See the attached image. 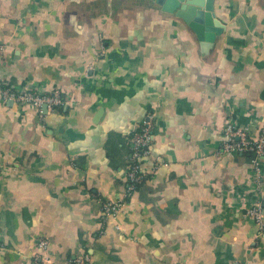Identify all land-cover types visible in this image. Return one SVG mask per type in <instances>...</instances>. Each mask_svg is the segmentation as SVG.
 I'll return each mask as SVG.
<instances>
[{"label": "crops", "instance_id": "crops-1", "mask_svg": "<svg viewBox=\"0 0 264 264\" xmlns=\"http://www.w3.org/2000/svg\"><path fill=\"white\" fill-rule=\"evenodd\" d=\"M214 13L202 54L152 0H0V80L63 100H0V264H264L246 214L258 202L264 221V157L221 152L229 122L264 132V0ZM147 115L145 180L104 218Z\"/></svg>", "mask_w": 264, "mask_h": 264}, {"label": "built area", "instance_id": "built-area-1", "mask_svg": "<svg viewBox=\"0 0 264 264\" xmlns=\"http://www.w3.org/2000/svg\"><path fill=\"white\" fill-rule=\"evenodd\" d=\"M0 100L3 103L12 102L17 105L32 106L39 111L46 107L48 111H54L63 105V100L59 90L53 89L49 92H40L34 89H18L10 86L5 81L0 80ZM153 116L147 115L146 119L138 126L131 135V154L128 160L126 173V191L124 199L121 201H108L102 205V215L104 218L118 215L129 199L144 182L145 176L141 171V160L150 154L151 146L154 141ZM221 152L250 154L253 162L264 157V132L259 137H251L245 128H240L229 122L223 130V142ZM156 168V167H155ZM260 203L252 204L246 211L248 217L254 220L259 233L264 234V221ZM39 247L43 250L47 248V242L42 241ZM79 264H84L81 261Z\"/></svg>", "mask_w": 264, "mask_h": 264}, {"label": "water", "instance_id": "water-1", "mask_svg": "<svg viewBox=\"0 0 264 264\" xmlns=\"http://www.w3.org/2000/svg\"><path fill=\"white\" fill-rule=\"evenodd\" d=\"M162 12L183 21L195 34L202 54H207L225 26L215 16L214 0H152ZM8 104H13L11 101Z\"/></svg>", "mask_w": 264, "mask_h": 264}]
</instances>
